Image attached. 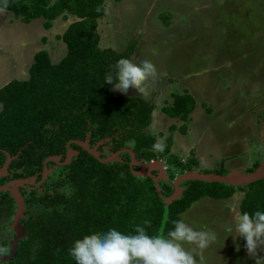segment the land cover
I'll return each mask as SVG.
<instances>
[{
	"label": "trees",
	"instance_id": "1",
	"mask_svg": "<svg viewBox=\"0 0 264 264\" xmlns=\"http://www.w3.org/2000/svg\"><path fill=\"white\" fill-rule=\"evenodd\" d=\"M105 7L104 0H7L4 12L24 24L42 20V27L48 30L57 19L72 17L74 21L59 37L65 55L58 62L53 63L47 51L39 50L33 55L26 79L12 80L0 88V168L6 154L12 158L6 176H0V186L33 176L40 181L43 161L59 156L62 163L69 141L87 140L89 148L105 142L110 154L124 151L118 155L119 161L101 163L71 143L69 150L76 155L67 165L47 163L57 171L46 175L41 192L21 191L25 211L19 222L24 237L13 256L0 264H75L69 250L84 236L110 229L135 235L137 226L144 227L149 236H167L191 203L203 197L223 200L235 193L233 185L187 181L181 184V196L165 209L162 198L172 194L173 179L192 171L196 161L191 158L182 162L171 154L170 138L163 151L154 150L157 138L145 132L155 109L152 102L134 96H110L113 87L106 84L105 77L115 75L119 59L132 58L135 43L122 52L99 46L96 27L105 15ZM195 108L193 97L184 91L173 95L171 105L161 111L179 119L182 125L178 129L185 134ZM130 141L135 142L134 147H129ZM128 150L138 163L160 160L166 167L167 182L158 181L160 195L152 177L132 174L139 167L130 169ZM99 157L105 159L107 155ZM242 190L245 195L239 211L250 215L264 212V179ZM14 211L10 193L0 192V247L7 249L0 258L9 253L16 236L11 239L3 235V223Z\"/></svg>",
	"mask_w": 264,
	"mask_h": 264
},
{
	"label": "rangeland",
	"instance_id": "2",
	"mask_svg": "<svg viewBox=\"0 0 264 264\" xmlns=\"http://www.w3.org/2000/svg\"><path fill=\"white\" fill-rule=\"evenodd\" d=\"M104 1L105 15L96 27L99 46L122 52L134 42L132 62L139 65L149 59L158 72L147 98L135 89L127 94L110 91L111 97L134 96L153 103L146 134L162 140L164 147L170 138L169 152L182 162L192 158L197 173L243 177L264 165V0ZM73 21L72 17L57 19L45 30L42 20L24 24L0 12V88L12 80L26 79L39 50L58 62L65 55L59 37ZM184 91L196 102L185 134L178 129L179 119L161 111L171 105L173 95ZM171 126H175L172 131ZM104 143L92 149L100 154L97 149L105 147ZM52 169L46 168L47 174ZM260 178L264 179V171ZM27 179L41 183L36 176ZM244 186H233L235 193L227 199L203 197L180 214V220L194 230L217 235L202 252L195 245H184L193 250L197 264H255L244 239L235 236L234 229L227 230L233 222V197L243 193ZM20 188L25 186L16 188L18 193ZM3 224V235L12 239L18 234L12 217ZM260 257L264 251L258 249Z\"/></svg>",
	"mask_w": 264,
	"mask_h": 264
},
{
	"label": "clouds",
	"instance_id": "3",
	"mask_svg": "<svg viewBox=\"0 0 264 264\" xmlns=\"http://www.w3.org/2000/svg\"><path fill=\"white\" fill-rule=\"evenodd\" d=\"M6 8L7 0H0V12ZM100 10L97 8V11ZM114 73L105 77L106 84L112 85L113 90L127 94L130 89H135L144 98L150 95L151 82L158 76L155 65L149 59H143L137 65L130 58H121L114 66ZM134 143L130 141L129 147H134ZM153 148L163 151V141L157 140ZM162 167L165 172L163 164ZM244 195L237 193L233 197V222L227 230L232 232L234 229L235 236L244 239L247 254L255 259V264H264V257L257 258V250L264 251V212L256 211L250 215L238 211ZM144 224L149 225V221H144ZM135 233L124 235L110 229L105 233L90 234L76 240L69 254L75 264H197L193 250L186 249L184 245H195L202 252L217 239L216 233L196 231L183 220L175 221L174 229L167 236L159 233L149 236L141 226L135 228ZM6 251V248L0 247V254Z\"/></svg>",
	"mask_w": 264,
	"mask_h": 264
},
{
	"label": "water",
	"instance_id": "4",
	"mask_svg": "<svg viewBox=\"0 0 264 264\" xmlns=\"http://www.w3.org/2000/svg\"><path fill=\"white\" fill-rule=\"evenodd\" d=\"M74 143L82 147L84 150H86L90 155H92L95 159H98L101 163H109L116 161L117 156L123 152H115L111 153L109 156H107L105 159H100L99 154H97L92 148H89L87 141L84 142H78V141H69L67 144V150L65 153V160L62 163H59L60 165H66L70 162L71 158L74 156L73 153L74 151L69 150V144ZM131 161H130V169L132 170V166L136 165L139 167L138 170H132V174L136 177H152L154 181V186L157 191V193L160 195V191L158 188V181L160 180H167V177L165 176V172L163 171V167L161 164L160 160L152 161L149 163H138L135 160L134 154L129 151ZM59 156L58 157H48L45 159L44 164L47 162H54L58 163L59 162ZM12 158L9 156V154H6V160L2 167L0 168V176L5 175L6 170L8 168L9 163L11 162ZM147 170V173L144 174ZM156 172V175H152V172ZM264 171V165L259 166L254 172H251L249 174H245L243 177L241 174L239 175H228L225 174L223 176H218L212 173H197L192 171L185 172L182 175H179L175 177L172 181V187H173V192L170 196L168 197H163V201L165 203V209L173 202L176 201L180 196L184 188L182 189L181 184L187 181H200L204 183H220V184H227V185H233V186H244L248 185L256 180L261 179L260 175L261 172ZM47 175V170L46 167L43 170V175L41 182L46 178ZM25 184H32L28 179H18V180H13L8 183H5L4 185L0 186V192H5L8 191L10 195L12 196L14 203H15V211L13 215V223L14 227L18 229V234H16L15 238L11 242L10 245V251L7 255L3 256L0 258V263L8 260L13 256L15 252V248L18 244V242L24 237V227L20 224L19 222V217L22 215L24 212V201L23 198L20 195V192L18 193L17 189L20 186H24ZM14 191V192H11Z\"/></svg>",
	"mask_w": 264,
	"mask_h": 264
},
{
	"label": "flooded vegetation",
	"instance_id": "5",
	"mask_svg": "<svg viewBox=\"0 0 264 264\" xmlns=\"http://www.w3.org/2000/svg\"><path fill=\"white\" fill-rule=\"evenodd\" d=\"M99 152H100V154H101V156L102 155H107V150H109L108 149V147L107 146H105V147H100V148H98L97 149ZM66 157V156H65ZM100 158V157H99ZM45 161V160H44ZM44 161H43V163H42V173H41V176L39 177L40 179H42V175H43V170H44V168L46 167L47 169L48 168H50V167H53V169L51 170V172L49 173V174H47V176L48 175H50V174H55V172L57 171V167H55V166H47L48 164L47 163H49V162H47L46 164H44ZM51 162V161H50ZM52 163H54V162H52ZM59 163H61V161L59 160V162L58 163H54L55 165H60ZM67 165V164H66ZM60 166H63V165H60ZM6 176V175H5ZM46 179V178H45ZM45 179L40 183V184H25L24 186H25V188H20L19 189V191H20V195H21V197L23 198L24 196H22V193H21V191L23 192V191H25L26 190V192L28 191V190H36V191H38V192H41L42 191V185H43V182L45 181ZM41 181V180H40ZM40 181H37V182H40ZM36 185H38V186H36ZM24 200V199H23ZM24 209H25V206H24ZM25 211V210H24ZM13 217V216H12ZM25 218H26V216H25ZM23 219V218H22Z\"/></svg>",
	"mask_w": 264,
	"mask_h": 264
},
{
	"label": "built area",
	"instance_id": "6",
	"mask_svg": "<svg viewBox=\"0 0 264 264\" xmlns=\"http://www.w3.org/2000/svg\"><path fill=\"white\" fill-rule=\"evenodd\" d=\"M164 170H166V168L164 167Z\"/></svg>",
	"mask_w": 264,
	"mask_h": 264
}]
</instances>
